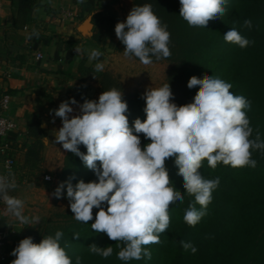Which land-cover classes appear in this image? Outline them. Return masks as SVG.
Segmentation results:
<instances>
[{
	"label": "clouds",
	"instance_id": "clouds-1",
	"mask_svg": "<svg viewBox=\"0 0 264 264\" xmlns=\"http://www.w3.org/2000/svg\"><path fill=\"white\" fill-rule=\"evenodd\" d=\"M84 2L79 0V3ZM179 3V16L190 27L206 28L209 21L227 13L228 0H179ZM252 26L250 19L243 21L242 27L250 30ZM38 35L33 29L26 33V38ZM115 35L125 46L124 55L138 58L145 66L153 63V57L160 60L171 56V33L151 4L134 6L125 21L116 23ZM223 39L241 49L254 43L235 27L230 28ZM75 51L79 54L81 49ZM102 55L99 49H92L88 59L99 61ZM104 68L103 62L95 64L96 72ZM197 86L199 90L193 102L181 106L173 102L169 83L148 88L142 96L146 118L143 121L136 118L134 127L129 126L128 104L117 88L103 91L98 100L85 99L78 105V115H70L74 112L71 105L78 104L75 98L50 110V114L54 112L62 121V127L53 130L55 143L78 156L97 177L90 182L80 180L75 185L71 180L61 182L52 195L63 198L66 188L71 212L78 222L92 221L93 209H98L91 229L106 233L116 242L117 258L121 261L150 260L152 253L147 246L159 244L160 235L168 230L170 205L184 201V195L172 184L166 160L175 158L178 175L183 178L184 193L194 197L183 220L195 227L207 214L212 193L220 185L219 177H203L199 170L204 161L211 169L220 164L255 168L257 160L252 158L253 152L264 155V139L258 129L253 138L254 129L247 115L250 101L243 95L233 94L230 83L210 75L202 79L192 76L187 87ZM140 134L150 143L142 147ZM44 143H49L46 137ZM81 145L86 153L80 151ZM16 187L10 169L6 175L0 174V201L20 223L38 224L40 217L25 216V202L9 194ZM63 235L62 231H56L54 236L43 237L40 243H34L31 236L22 239L11 252L15 257L11 264H73L66 248L60 244ZM74 237L79 238L78 235ZM179 244L193 254L198 250L190 241L181 240ZM89 252L107 259L114 249L93 244ZM75 264H82L80 256L75 257Z\"/></svg>",
	"mask_w": 264,
	"mask_h": 264
},
{
	"label": "trees",
	"instance_id": "trees-1",
	"mask_svg": "<svg viewBox=\"0 0 264 264\" xmlns=\"http://www.w3.org/2000/svg\"><path fill=\"white\" fill-rule=\"evenodd\" d=\"M113 1L116 0H85L77 6L76 18L82 21L91 15L97 22L92 41L102 47L107 42L110 47L115 43L117 51L123 53L125 46L115 35V25L120 19L112 8ZM145 3L152 5L155 14L171 33V56L152 59L153 62L165 61L170 65L166 84L169 83L174 95L173 102L178 106L193 102L199 86L192 89L187 87L192 76L201 79L205 75L220 78L232 85L230 91L233 94L243 95L250 101L251 109L247 115L254 129L253 138L258 129L261 139H264V0H228L227 13L209 21L206 28L190 27L179 16V0H132V8ZM12 4L19 16L27 21L39 3L38 0H13ZM245 19L252 21L250 30L242 27ZM233 27L254 43L241 49L225 42L224 34ZM29 40L35 44L41 40L47 42L39 35ZM66 50L67 58L71 59L74 54L71 42ZM1 58L5 59V56L0 54ZM132 58L139 61L138 58ZM80 71L92 73L96 77L100 94L111 88L123 92L119 79L109 71L96 72L92 67L84 68L83 64ZM5 93L10 95L8 91ZM142 96L140 92L123 94L128 104L126 115L130 127H134L136 118L142 121L146 118V104ZM17 137V134H13L9 140L16 142ZM27 137L30 144L25 146L23 167L35 170L43 162L44 144L41 121L34 115L28 120ZM140 139L142 147L150 143L143 134H140ZM80 151L86 153L87 150L81 145ZM252 158L257 160L255 168H233L220 164L216 169H211L207 161H204L199 171L206 179L219 177L220 185L212 193L213 199L208 205L207 214L195 227H190L183 220L185 211L194 203V197L184 193L183 178L178 175L175 158L166 160L172 184L185 198L183 203L177 201L170 205L171 223L168 230L160 235L159 244L147 246L152 253L150 260H119L116 242L110 240L106 233H97L91 229L98 211L95 208L93 220L88 223L78 222L71 216L62 224L45 225L37 231L29 229L18 241L12 243L9 253L26 237L31 236L34 243H40L43 237L54 236L56 231H62L64 235L60 244L66 248L73 264L76 256L82 258V264H264V155L256 151ZM14 168L16 170V163ZM45 175L51 177L53 174L46 172ZM57 179L55 189L61 182L71 180L75 185L80 180L90 182L97 180V177L84 166L78 156L66 152ZM45 186L49 188L50 182H45ZM58 200L69 203L66 188L63 198ZM195 207L200 209L198 204ZM181 240L190 241L198 249L197 252L193 254L190 250L185 251L179 244ZM93 244L99 247L112 246L113 255L104 259L91 254L89 247Z\"/></svg>",
	"mask_w": 264,
	"mask_h": 264
},
{
	"label": "crops",
	"instance_id": "crops-1",
	"mask_svg": "<svg viewBox=\"0 0 264 264\" xmlns=\"http://www.w3.org/2000/svg\"><path fill=\"white\" fill-rule=\"evenodd\" d=\"M119 2L121 0L113 1L112 5ZM12 3L13 0H0V54L5 56V59H0V95L9 92L11 99L6 115L18 122L21 132L12 156L16 169H22L25 146L30 144L27 124L29 117L34 115L41 121L43 132L42 166L50 170L52 157H58V160L64 157V149L55 143L53 134L54 129L62 127V121L55 117L54 112L50 114V110L57 109L61 102L75 94L86 93L84 87L92 82L80 67L83 64L84 68L95 69L98 61H89V52L92 49L105 50L109 44L107 42L104 47L95 44L93 34L83 30L88 16L82 21L76 18L79 0H38V6L27 21L19 16ZM67 14L71 16L65 17ZM33 29L47 42L41 40L35 44L27 39L26 33ZM70 42L74 46V54L68 59L66 49ZM76 48L81 49L79 54ZM37 54L41 56L39 60L36 59ZM44 137L48 144L44 143ZM13 195L27 204L32 203L22 198L21 189Z\"/></svg>",
	"mask_w": 264,
	"mask_h": 264
},
{
	"label": "rangeland",
	"instance_id": "rangeland-1",
	"mask_svg": "<svg viewBox=\"0 0 264 264\" xmlns=\"http://www.w3.org/2000/svg\"><path fill=\"white\" fill-rule=\"evenodd\" d=\"M112 8L119 17L120 22H123L126 20L128 13L132 9V0H121V2L113 4ZM96 23V20H91L93 26L92 34H94ZM116 48L115 43H113L111 44V47L109 46L107 49L102 50L101 52L103 55L99 61L105 64L104 71L111 72L119 79L123 87V94L140 92L143 95L150 87L159 88L166 84L167 72L170 67L167 62L155 61L151 65L145 66L132 57H126L123 53L118 52ZM86 76L90 78L92 84L84 87L85 90H87L86 93L82 95L75 94V96L70 97L75 98L78 102L77 105H71L74 112L70 115L79 114L80 110L78 105L82 104L85 99L98 100L99 98L100 93L98 92V89H95L96 86L98 88L96 77L89 72L86 73ZM63 152V156L65 157L67 151L63 150ZM64 157L61 160H58V157H52L50 170L44 168L42 166L43 163H41L39 168L35 170L23 167L22 163V169L15 170L14 177L17 187L15 190L10 191L9 194L14 196L13 194H16L18 189H21L22 198L32 202L30 204L25 203L23 209L25 216H28L29 218L33 216L40 217V222L38 224L27 225V229L25 228L22 231V236L25 235L29 229L37 231L45 225L62 224L67 221L69 217H74V213L71 212L69 203L63 200H58L52 195L57 186V174L62 170ZM46 172L53 174L50 177L51 181L44 180ZM45 182H50L49 188L45 186ZM20 238L16 239V241ZM14 259L15 257L11 256L10 264Z\"/></svg>",
	"mask_w": 264,
	"mask_h": 264
},
{
	"label": "built area",
	"instance_id": "built-area-1",
	"mask_svg": "<svg viewBox=\"0 0 264 264\" xmlns=\"http://www.w3.org/2000/svg\"><path fill=\"white\" fill-rule=\"evenodd\" d=\"M68 16H71V14H67L65 17ZM40 58L41 56L37 54L36 59L39 60ZM10 99V95L5 92L0 95V174L5 175L9 169L13 174L15 172V160L12 156L15 142L9 140V137L13 134H17L19 138L21 136L18 122L6 115ZM47 177L50 176L46 175L44 180L51 181V178L47 179ZM25 228L27 229V224L20 223L16 217L9 214L4 202L0 201V264H10V246L22 236V231Z\"/></svg>",
	"mask_w": 264,
	"mask_h": 264
},
{
	"label": "water",
	"instance_id": "water-1",
	"mask_svg": "<svg viewBox=\"0 0 264 264\" xmlns=\"http://www.w3.org/2000/svg\"><path fill=\"white\" fill-rule=\"evenodd\" d=\"M91 20H92V16H88V18L84 21L83 23V30L86 31V32H89L90 34H92L90 31L92 29V24H91Z\"/></svg>",
	"mask_w": 264,
	"mask_h": 264
}]
</instances>
